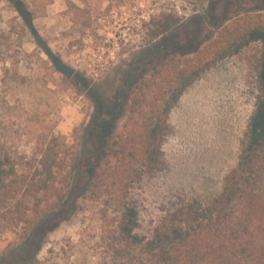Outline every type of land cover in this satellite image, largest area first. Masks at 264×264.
<instances>
[{"label":"rangeland","instance_id":"1","mask_svg":"<svg viewBox=\"0 0 264 264\" xmlns=\"http://www.w3.org/2000/svg\"><path fill=\"white\" fill-rule=\"evenodd\" d=\"M139 12L149 17L138 30L132 15ZM263 12L264 0H0V143L19 159L39 134L87 142L95 118L119 110L117 134L131 83L148 66L172 50L194 56L231 20ZM164 13H176L181 24L145 43L147 25ZM49 54L75 73L57 72ZM259 56L253 42L218 61L173 107L160 167L131 191L138 234L149 236L179 205L205 203L221 191L253 110ZM82 148L86 162L100 159ZM86 182L87 166L76 171L67 202L47 215L28 250L25 225L0 233V260L7 252L5 258L31 264H97L102 206L89 199Z\"/></svg>","mask_w":264,"mask_h":264},{"label":"trees","instance_id":"2","mask_svg":"<svg viewBox=\"0 0 264 264\" xmlns=\"http://www.w3.org/2000/svg\"><path fill=\"white\" fill-rule=\"evenodd\" d=\"M181 21L176 13L152 19L143 41L160 39ZM253 42L260 44L253 110L221 191L208 202L179 205L149 236L138 234L131 191L160 167L171 110L218 61ZM194 53L168 51L131 83L117 134L119 110L98 115L87 142L81 137L69 144L63 135L39 134L32 151L19 159L0 143V233L25 225L28 250L40 239L37 230L47 215L67 202L76 171L87 166L88 197L102 206L97 264H264V12L231 20ZM82 147L97 151L100 159L86 162ZM5 255L0 264L32 263Z\"/></svg>","mask_w":264,"mask_h":264},{"label":"water","instance_id":"3","mask_svg":"<svg viewBox=\"0 0 264 264\" xmlns=\"http://www.w3.org/2000/svg\"><path fill=\"white\" fill-rule=\"evenodd\" d=\"M49 57L55 70L64 75L66 78H70L75 73V70L72 67L66 65L59 57L53 54H49Z\"/></svg>","mask_w":264,"mask_h":264},{"label":"built area","instance_id":"4","mask_svg":"<svg viewBox=\"0 0 264 264\" xmlns=\"http://www.w3.org/2000/svg\"><path fill=\"white\" fill-rule=\"evenodd\" d=\"M175 12V11H173ZM149 17V14L147 13H143V14H140V12L138 14H133L132 17L134 19V26L136 29H141L142 28V23H145L147 22V18L146 16ZM127 31H130V28H126Z\"/></svg>","mask_w":264,"mask_h":264}]
</instances>
